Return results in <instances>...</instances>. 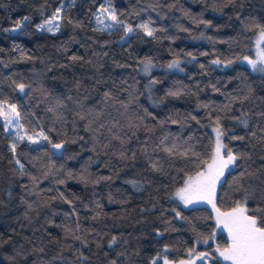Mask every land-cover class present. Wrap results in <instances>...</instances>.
Instances as JSON below:
<instances>
[{"label":"trees","instance_id":"16d2710c","mask_svg":"<svg viewBox=\"0 0 264 264\" xmlns=\"http://www.w3.org/2000/svg\"><path fill=\"white\" fill-rule=\"evenodd\" d=\"M102 6L122 24L98 25ZM57 8L59 31H37ZM261 28L264 0H0V103L17 106L26 135L64 144L59 154L31 145L0 121V264L193 256L214 233L212 210L172 194L211 160V125L241 157L217 186V207L243 200L233 183L242 171L254 173L243 187L264 188V74L237 62ZM172 59L183 71L163 68ZM145 60L158 68L143 72ZM173 146L186 155L163 151ZM227 242L219 233L198 249L224 264L213 248Z\"/></svg>","mask_w":264,"mask_h":264},{"label":"snow or ice","instance_id":"6c2138e0","mask_svg":"<svg viewBox=\"0 0 264 264\" xmlns=\"http://www.w3.org/2000/svg\"><path fill=\"white\" fill-rule=\"evenodd\" d=\"M61 8H57L53 17L43 24L37 26V31L47 30L55 34L59 31L61 25L59 23H54L61 19ZM107 14V15H105ZM96 23L106 28H112L113 25L122 24V21L117 19L115 12L107 7H101L99 14L95 17ZM28 17H24L23 20H17L15 22V27L13 31L20 29L23 26L24 21H27ZM112 21L111 24H106L105 21ZM141 30L147 36L154 35V29L150 28L147 23L141 24L139 26ZM102 30V29H101ZM132 28L125 26V34L131 33ZM261 39H264V28L260 31ZM73 60L78 59V57L73 56ZM247 59V58H246ZM179 61L174 60L167 65V68H179ZM212 63L219 64V60H214ZM249 64L256 68V61L249 60ZM261 63H264V53H261ZM144 72L147 73L149 69L153 66L151 60L143 61ZM264 70V69H262ZM153 84L156 81H152ZM27 86L23 83L17 85L20 92H24ZM108 95L107 93L105 94ZM169 95L177 96V92H169ZM264 115V113H262ZM0 117H3L5 124L4 130L7 132L9 130V125L14 122L18 123L20 120V113L17 111V106L15 104H7V102L0 103ZM242 123L247 127V121H242ZM22 127V125L20 126ZM216 132V142L215 149L212 153V162L207 164L206 170L197 173L195 178L189 177L185 182V187L180 188L176 196L182 201L185 206L194 201H206L211 204L213 210L216 213V224L217 227L222 226L228 233V244L226 247H217L215 249V254H218L224 261L230 262V264H264V188H256L255 191L252 190L251 186L245 188L243 187V182L246 179H250L254 176V173L242 171L238 177L233 181L236 185L237 190L243 192V200H236L234 206L230 211H221L217 207L215 201L216 188L218 183H223L222 177L225 176V170L229 169L230 165L239 160L241 157L233 154L230 148L222 143L221 137L224 133L219 128L218 122L217 127L213 129ZM40 140L33 139L31 136H18V139H27L31 144H39L41 140L48 141L51 147L57 150H61L64 147L62 143H53L49 140L43 132L37 134ZM255 135V133H253ZM243 140L244 137H233ZM163 140L161 144H163ZM16 145H12V151L15 153ZM169 155H186L185 152L177 153L175 147L172 148L165 147L163 149ZM195 154V153H194ZM19 163V161H17ZM21 167H23L21 165ZM158 165L153 164V168H157ZM264 184V181H261ZM250 200L256 201V207L250 208L248 203ZM179 216V213H177ZM115 237H113V242ZM204 244H208L209 238H205L202 241ZM111 247V244L109 245ZM195 253V249H190L189 255L191 256ZM209 252L196 253L195 258L205 262L210 257ZM155 264V261H153ZM164 264H169L167 259L164 260ZM180 264H193L192 260L181 261Z\"/></svg>","mask_w":264,"mask_h":264},{"label":"rangeland","instance_id":"374dc122","mask_svg":"<svg viewBox=\"0 0 264 264\" xmlns=\"http://www.w3.org/2000/svg\"><path fill=\"white\" fill-rule=\"evenodd\" d=\"M53 17V16H52ZM49 19H51V18H49ZM49 19H47V20H49ZM47 20H45V21H47ZM45 21H42V22H40V23H38L37 25H36V29H37V26L38 25H40V24H43ZM55 22H57V21H55ZM54 22V23H55ZM40 31H47V30H40ZM48 32V31H47ZM58 32V31H57ZM51 33V32H50ZM127 36V35H126ZM125 36V37H126ZM252 52L250 53V54H245V55H243L242 57H240L238 60H237V62L238 63H240V64H243V65H246L251 71H254V72H258V73H263L264 74V70H262V69H264V63H261V53H264V39H261V36H260V31H258L256 34H255V36H254V39H253V45H252ZM247 58V59H246ZM174 60H178L180 63H179V68H172V69H169V68H167V65L169 64V63H171L172 61H174ZM249 60H253V61H256V68L254 69L253 68V66L251 65V64H249L248 63V61ZM182 63H183V59H172L171 61H169L168 62V64H166L163 68H165L166 70H169V71H178V72H181V71H183V66H182ZM152 67L149 69L150 71L152 70V69H154V68H158V66L155 64V63H153L152 62ZM215 65H222L223 67H228L229 66V64H227V63H224V62H221L220 61V63L219 64H215ZM142 67H144V64H142ZM144 72V71H143ZM149 72V71H148ZM147 72V73H148ZM8 104V103H7ZM9 105H11V104H9ZM0 121H2L3 122V125L5 124V121H4V119H3V117H0ZM21 125H20V123L18 122V123H16V122H14L13 124H11V125H9V132H13L15 135H17V136H31L33 139H36V140H40V137L37 135V134H35V135H26L25 133H23V131H22V128L20 127ZM214 128H216V126H214V125H211L210 126V129H211V131H212V133H213V137H214V147H213V151H214V149H215V142H216V132L213 130ZM25 140H27V139H25ZM221 140H222V137H221ZM43 142H44V140H41V142L39 143V144H31L30 142V144L31 145H34V146H37V145H41V144H43ZM222 143H223V141H222ZM56 153H60L61 152V150H57V149H54V148H52ZM212 162V160H210L207 164H209V163H211ZM207 164H206V166L204 167V169H202L201 171H204V170H206V167H207ZM232 165H230L229 166V168L231 167ZM227 170H229V169H226L225 170V172L227 171ZM200 172V171H199ZM198 173V172H197ZM197 173H195V174H193V175H191V176H188L186 179H185V181L183 182V184L180 186V187H178V188H176V190L173 192V194H172V198L175 200V201H177L179 204H181L182 206H184V207H191V206H207V207H209L211 210H212V213H213V216H214V220H215V230H214V233H213V235L209 238V242H208V244L210 243V242H212V243H215L216 242V237H217V235L219 234V233H224V235H225V237H226V239H227V241H228V233H227V231L222 227V226H220V227H217V224H216V213H215V211L213 210V208H212V206H211V204H209V203H207L206 201H194L193 203H190V204H188L187 206H185V204L182 202V201H180L178 198H177V196H176V193H177V191L180 189V188H183V187H185V182L188 180V178L189 177H193V178H195L196 176H197ZM221 179H223V177L221 178ZM219 185V183L217 184V186ZM217 189V188H216ZM231 209H229V210H225V211H230ZM221 211H224V210H221ZM229 242V241H228ZM228 242H227V244H228ZM208 244H204L203 242H197L196 244H195V249H197V251L195 252V254L193 255V256H191V257H189V258H186V259H180V260H177V261H172V260H169V259H167L166 257H164V256H156V257H154L151 261H150V264H153V261H155V264H157L158 262H161L162 264H164V260L165 259H167L168 261H169V264H180V262L181 261H189V260H192L193 261V264H205V262H203V261H201V260H197L196 258H195V255H196V253H200V252H208L207 250H204V249H198V247L200 246V245H202V246H207ZM217 247L215 246L213 249L215 250ZM217 256L219 257V255L217 254ZM210 258H211V256L208 258V260L206 261V264H210ZM219 259H221V261L224 263V264H230V262H228V261H224L221 257H219Z\"/></svg>","mask_w":264,"mask_h":264}]
</instances>
